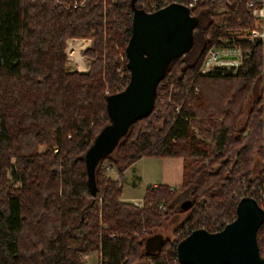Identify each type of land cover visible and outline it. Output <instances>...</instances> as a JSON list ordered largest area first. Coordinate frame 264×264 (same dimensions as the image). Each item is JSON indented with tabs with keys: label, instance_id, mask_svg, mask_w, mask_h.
<instances>
[{
	"label": "trees",
	"instance_id": "1",
	"mask_svg": "<svg viewBox=\"0 0 264 264\" xmlns=\"http://www.w3.org/2000/svg\"><path fill=\"white\" fill-rule=\"evenodd\" d=\"M75 1L83 5L72 7ZM131 1L0 0V264H84L90 253L100 264H180V240L199 228L221 230L243 197L259 202L264 168L255 175L252 168L264 158L263 45L240 43L247 53L234 73L198 72L217 23L251 26L247 0H197L191 49L169 63L153 112L132 122L97 161L92 193L86 153L111 123L108 96L129 80ZM152 1L134 6L151 12ZM69 38L89 40L86 72L68 68ZM142 157L181 158L183 178L174 188L147 186L137 206L119 198L124 171ZM179 194L189 204L176 211ZM177 212L184 219L164 237L159 230ZM156 234L162 245L146 251ZM256 239L264 257V224Z\"/></svg>",
	"mask_w": 264,
	"mask_h": 264
},
{
	"label": "water",
	"instance_id": "2",
	"mask_svg": "<svg viewBox=\"0 0 264 264\" xmlns=\"http://www.w3.org/2000/svg\"><path fill=\"white\" fill-rule=\"evenodd\" d=\"M132 5L131 36L125 49L129 80L119 93L108 96L110 125L106 126L86 153L88 181L94 193L93 170L97 161L109 154L136 119L151 113L156 88L166 75L169 63L189 51L198 20L179 3L146 12ZM185 201L182 207L188 206ZM264 224V209L252 197H243L235 218L221 230L195 229L176 246L180 264H264L256 233ZM163 236L156 234L145 242L148 252L157 251Z\"/></svg>",
	"mask_w": 264,
	"mask_h": 264
},
{
	"label": "built area",
	"instance_id": "3",
	"mask_svg": "<svg viewBox=\"0 0 264 264\" xmlns=\"http://www.w3.org/2000/svg\"><path fill=\"white\" fill-rule=\"evenodd\" d=\"M196 2L197 0H190V1L153 0L150 3V10L152 12L161 9L171 3H179L186 6L191 12V10L195 8ZM224 3L229 5V0H224ZM58 4L60 6L65 5L64 2H58ZM67 5L69 4H66V6ZM80 5H83L82 2L78 4V2L75 1L71 4L72 7H77ZM245 8L252 20L251 26L245 28L233 27L230 26L229 22L226 20L217 23L218 36L216 42L207 49L204 55V58L198 70L200 74H208L217 69L230 70L233 73L236 72L237 69L243 64L245 55L247 53V51H245L242 48V45L240 43H248L250 45H253L255 43H261L263 45V64H264V0H247L245 2ZM223 11H225V5L219 7L217 10L218 13H222ZM77 41H83V40L75 39V38L68 39L66 42L67 49L70 46V44L71 45L76 44ZM88 46L87 44L82 45L79 50V53L83 54L84 51L88 48ZM67 58L69 62H72V57H70L68 52H67ZM78 67L80 66L77 63V68ZM164 78L165 76L160 80V82L157 85V88L159 85L162 86V84H165L167 82V81H163ZM157 88H156V92H157ZM155 98H156V94H155ZM161 104L162 101L159 100L157 102V106ZM154 106H155V99H154L153 109ZM153 109L151 112H153ZM174 110L176 113H178L180 110V105L175 104ZM141 205L142 204H139L137 206H141ZM164 208H165L164 205L158 206L159 210H163ZM110 236L114 237L116 235L113 234ZM84 257H87V255H84Z\"/></svg>",
	"mask_w": 264,
	"mask_h": 264
},
{
	"label": "crops",
	"instance_id": "4",
	"mask_svg": "<svg viewBox=\"0 0 264 264\" xmlns=\"http://www.w3.org/2000/svg\"><path fill=\"white\" fill-rule=\"evenodd\" d=\"M81 40L85 41V45H89L88 39ZM112 173L114 176L110 177L117 180L118 175L114 171H112ZM129 173L134 179L129 181L133 187H136L137 184H141L145 189L147 186L156 185H167L174 188L180 186L182 183L183 161L181 158L177 157H142L129 166L123 173V179L121 182V195L119 199L122 202L139 205L142 204L145 190L144 193H142V197L138 199L134 197H124L123 194V184L127 183V175H129ZM97 255L99 257L98 253Z\"/></svg>",
	"mask_w": 264,
	"mask_h": 264
},
{
	"label": "rangeland",
	"instance_id": "5",
	"mask_svg": "<svg viewBox=\"0 0 264 264\" xmlns=\"http://www.w3.org/2000/svg\"><path fill=\"white\" fill-rule=\"evenodd\" d=\"M148 7L150 8V4H149ZM217 10H218V8H217ZM217 10H216V12H217ZM83 42H84L83 43V45H84L85 44V41H83ZM80 48L81 47H77V50H79ZM65 53H66V46H65ZM80 57H81V59L79 58L80 59V61H79L80 64L79 65H81L82 67H78L77 68V63H75L73 61L72 62H69V63L67 62V66H68V68L71 71L86 72L88 70L89 65H90V61H88V59H86V57L84 56V53L83 54H80ZM261 88L263 90V95H264V73H263V78L258 83V89H261ZM263 100H264V98H263ZM250 101H251V98H250V100H249L248 103H250ZM244 121H245V115L240 118L239 126H242L243 123H244ZM105 164H108V162H105ZM261 166L264 168V158H263V161H261V160L260 161L255 160V163L253 164V168H252L253 175H255L258 172V170H259V168H261ZM112 171L113 170H111V169H108L107 170V175L109 177L110 176H112V177L114 176L113 173H112ZM8 177L11 178L10 173L8 174ZM131 179H133V177H131V174L129 173V175H127V183H124L123 184V186H124L123 187L124 197H134V198H137L138 199V198L142 197V193H144L145 188L141 184L140 185L137 184L136 187L135 186L133 187L132 184L129 183V181ZM14 184H15L16 187H19L20 186V182L19 181H14ZM185 201H187V196L186 195L185 196H184V194L177 195L176 196V199H175V204H174L175 210L178 211L179 209L184 208V207L181 206V204L183 202H185ZM258 203L264 209V186H263L262 191H261V193L259 195V202ZM175 214H176V217H175L174 222L170 223V225L169 224L165 225L163 228H161L159 230L163 234L164 237L171 238L172 237V230L174 228H176L179 225V223L185 217V215L182 214V213H180V212H177ZM83 260L85 262L84 264H100V259H99L98 255H97V253L87 254V257H84L83 256ZM139 264H148V263L146 261H142Z\"/></svg>",
	"mask_w": 264,
	"mask_h": 264
},
{
	"label": "bare ground",
	"instance_id": "6",
	"mask_svg": "<svg viewBox=\"0 0 264 264\" xmlns=\"http://www.w3.org/2000/svg\"><path fill=\"white\" fill-rule=\"evenodd\" d=\"M83 43H84L83 41H77L76 44H72V45L70 44V46L67 49V52H69L70 57H72V61H74V62L77 61L76 63H78V64H80L79 61H80L81 57H80V53H79L80 49L77 50V47L83 45ZM79 66L82 67L81 65H79Z\"/></svg>",
	"mask_w": 264,
	"mask_h": 264
}]
</instances>
